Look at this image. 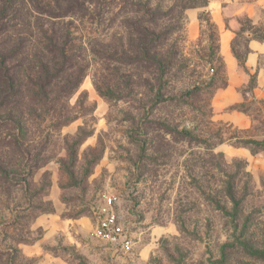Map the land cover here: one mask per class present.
Listing matches in <instances>:
<instances>
[{
  "label": "rangeland",
  "instance_id": "rangeland-1",
  "mask_svg": "<svg viewBox=\"0 0 264 264\" xmlns=\"http://www.w3.org/2000/svg\"><path fill=\"white\" fill-rule=\"evenodd\" d=\"M12 1L0 51L17 47L20 91L0 112V264H247L222 251L242 226L264 247V90L253 96L251 73L241 102L214 106L228 75L210 6L244 10L224 27L246 71L248 40H264V0H77L82 12L61 18L50 11L71 1ZM149 19L159 39L137 50L130 23ZM52 44L65 49L64 70L34 96ZM221 109L250 126L216 118ZM108 195L127 252L97 233Z\"/></svg>",
  "mask_w": 264,
  "mask_h": 264
},
{
  "label": "trees",
  "instance_id": "trees-1",
  "mask_svg": "<svg viewBox=\"0 0 264 264\" xmlns=\"http://www.w3.org/2000/svg\"><path fill=\"white\" fill-rule=\"evenodd\" d=\"M67 1H71V4L55 12L50 11V14H52L51 16L61 18L63 16L68 15L71 12H82V10L80 9L79 5L76 2L77 0H67ZM15 6H17L15 1L2 0V6L0 7V12L4 15H0V20L6 19L7 16H9L7 15L9 12H13L11 14H14L17 11ZM148 11L145 10V12L147 13ZM130 24L139 34L137 38L138 40L137 48H136L137 50L138 49L142 50L144 48L145 51L147 52V50H149L150 47L152 46L155 47V44L159 39L160 34H157L155 32V29L152 26L153 23L151 19H149L148 21L140 20V22L135 20L133 23ZM14 51L15 52L17 51V47L14 50H7L5 52L0 51V112L2 111L3 108L7 107L10 103H12V98L18 95L20 91V87H19L20 84L15 79V76L12 72V67L9 66L10 60L14 57ZM48 52L54 54V60L52 61V64L50 66H48L47 64L44 65L46 69L44 76H40V75L38 76L35 73L36 77L35 80L32 82V85L34 86V88H36L35 92L33 91L34 96H38L39 94H42L41 96H43L46 93V89H44L45 86H50L53 83V81L59 77L60 72L64 70L65 63L63 64V62L65 61V57H66L65 49L63 47L58 46L57 44H52L48 49ZM105 57L110 58V56L107 55ZM43 78L45 82H43L42 84ZM80 78L81 77L79 78L75 77L74 80L72 79L73 81L72 80L67 81V83H65L63 87L58 90L57 94L59 93L66 95L73 92L77 88L80 82ZM226 178L227 180L225 182V187H224L225 194L233 204L234 211L232 213V217L235 219L239 216V214L242 213V210L241 208H239L238 200L235 199L236 184L233 181V177L228 176ZM249 232L250 230L247 227L242 226L239 236L238 235L233 236L232 241L226 242L224 244V250L222 251L223 254L222 257L224 261L227 260L229 252H236V253L238 252L240 253L241 256L247 258L248 260L247 264H251L250 263L251 261L264 263V247L263 248L256 247L255 242L253 241V239L250 238L251 233ZM240 235H242V237L244 236L245 238L242 239ZM252 264H256V263H252Z\"/></svg>",
  "mask_w": 264,
  "mask_h": 264
},
{
  "label": "crops",
  "instance_id": "crops-1",
  "mask_svg": "<svg viewBox=\"0 0 264 264\" xmlns=\"http://www.w3.org/2000/svg\"><path fill=\"white\" fill-rule=\"evenodd\" d=\"M210 9L212 19H214L220 29L219 51L228 75L225 88L220 90L213 100L214 106L220 109L241 102L243 97L238 89L246 84L251 73L255 74L256 77V83L252 87L251 92L255 98L261 96L264 90V40L256 38L248 40V51L244 58L246 71H240L238 69V60L231 48L234 32L224 26H226V19L229 20L236 16L233 14L242 13L244 10L238 8L230 15L225 12V8L222 5L216 3L210 6ZM219 111V114H216V118L232 123L239 128H246L251 124L250 119L239 112L222 111V109Z\"/></svg>",
  "mask_w": 264,
  "mask_h": 264
},
{
  "label": "built area",
  "instance_id": "built-area-1",
  "mask_svg": "<svg viewBox=\"0 0 264 264\" xmlns=\"http://www.w3.org/2000/svg\"><path fill=\"white\" fill-rule=\"evenodd\" d=\"M113 201V196L108 195L105 197V207L100 209L97 219V233L114 247L127 252L132 247V239L124 232L123 227L118 224L116 214L112 207Z\"/></svg>",
  "mask_w": 264,
  "mask_h": 264
}]
</instances>
